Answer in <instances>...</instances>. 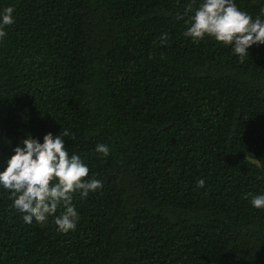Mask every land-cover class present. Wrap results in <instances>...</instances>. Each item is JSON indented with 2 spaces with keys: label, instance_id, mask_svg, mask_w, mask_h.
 <instances>
[{
  "label": "trees",
  "instance_id": "obj_1",
  "mask_svg": "<svg viewBox=\"0 0 264 264\" xmlns=\"http://www.w3.org/2000/svg\"><path fill=\"white\" fill-rule=\"evenodd\" d=\"M200 2L0 0L14 9L0 167L26 133L67 131L103 184L76 195L68 233L52 217L26 225L0 188V264H264V209L250 204L264 194V44L240 62L212 38L193 43L184 13ZM235 2L253 18L264 8Z\"/></svg>",
  "mask_w": 264,
  "mask_h": 264
},
{
  "label": "clouds",
  "instance_id": "obj_2",
  "mask_svg": "<svg viewBox=\"0 0 264 264\" xmlns=\"http://www.w3.org/2000/svg\"><path fill=\"white\" fill-rule=\"evenodd\" d=\"M13 12L11 6L0 10V40L7 34L6 26L14 23ZM184 15L189 17L184 35L193 43L212 38L230 47L240 62L249 56L253 45L264 44V8L253 18L235 0H201L194 12L189 6ZM167 41L168 34L161 33L160 43ZM65 137L68 132L61 131L46 135L41 143L26 133L0 167V188L10 193L11 207L28 226L44 224L52 217L59 232L74 231L80 219L74 198L77 194L87 198L103 186L101 180L89 176V167L80 155L69 153ZM95 151L103 157L110 155L107 144H97ZM196 187H205V180H198ZM250 204L264 209V194L251 196Z\"/></svg>",
  "mask_w": 264,
  "mask_h": 264
}]
</instances>
